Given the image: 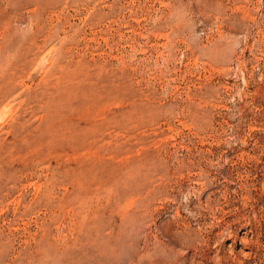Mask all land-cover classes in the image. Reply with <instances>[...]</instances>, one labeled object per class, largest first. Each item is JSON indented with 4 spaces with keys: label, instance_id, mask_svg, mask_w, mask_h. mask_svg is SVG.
<instances>
[{
    "label": "rangeland",
    "instance_id": "374dc122",
    "mask_svg": "<svg viewBox=\"0 0 264 264\" xmlns=\"http://www.w3.org/2000/svg\"><path fill=\"white\" fill-rule=\"evenodd\" d=\"M0 264H264V0H0Z\"/></svg>",
    "mask_w": 264,
    "mask_h": 264
}]
</instances>
